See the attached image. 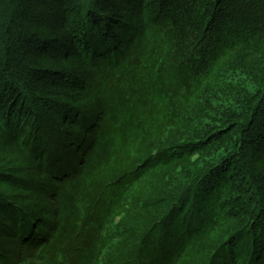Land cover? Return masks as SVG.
<instances>
[{
	"label": "trees",
	"instance_id": "1",
	"mask_svg": "<svg viewBox=\"0 0 264 264\" xmlns=\"http://www.w3.org/2000/svg\"><path fill=\"white\" fill-rule=\"evenodd\" d=\"M0 264H264V0H0Z\"/></svg>",
	"mask_w": 264,
	"mask_h": 264
},
{
	"label": "rangeland",
	"instance_id": "2",
	"mask_svg": "<svg viewBox=\"0 0 264 264\" xmlns=\"http://www.w3.org/2000/svg\"><path fill=\"white\" fill-rule=\"evenodd\" d=\"M28 251V250H27Z\"/></svg>",
	"mask_w": 264,
	"mask_h": 264
}]
</instances>
